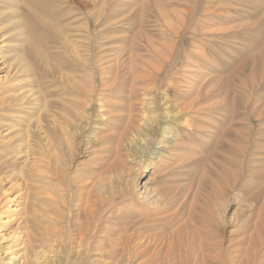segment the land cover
Returning <instances> with one entry per match:
<instances>
[{
    "label": "bare ground",
    "instance_id": "obj_1",
    "mask_svg": "<svg viewBox=\"0 0 264 264\" xmlns=\"http://www.w3.org/2000/svg\"><path fill=\"white\" fill-rule=\"evenodd\" d=\"M28 1L0 0V35L5 37L0 41L4 44L0 46V60L4 62L0 63H9L10 67L8 76L0 77V264H109L108 257L115 254L119 259L113 264H154L160 258L161 264H184L182 258L172 262L171 256L177 233L192 232L190 220L162 239L152 233V227L161 223L160 226L171 230L179 222L193 193H188L183 200L179 194L172 197V192L163 198L170 190L160 189L150 204H142L129 186L130 182L124 179L128 170L125 158L136 136L147 143L149 150L156 139L155 130L159 132L154 126L160 125L162 117L156 111L146 117L144 111L145 97L153 89L163 91L166 97L176 94L178 107L186 114L183 119L187 126L174 131L168 150L152 154L149 166L158 185L169 184L168 178L177 175L176 169L187 163L182 160L189 153L194 156L191 162L201 159L203 141L198 139L220 138L228 122L222 121L221 125L218 121L217 94L226 85L230 73L224 69L213 72L204 67L195 69L190 63L210 61L192 41V47L186 51L184 60L181 59L184 64L179 66L181 72L172 76L174 46L166 43L168 38L181 41L189 34L194 39L197 35L228 32L239 27L210 30L206 19L217 11L207 2V7L200 11L202 6L198 1L202 0H191L193 10L176 11L171 16L163 14L159 8L158 25L154 27H158L155 29L162 36L161 44L151 39L140 44L138 34H144L143 25L134 35L121 31L110 37L107 31L92 30L87 25L88 18L82 26H75L77 20L71 28L60 32L57 49L62 62L55 67L47 63L48 73L35 88L30 80L35 79V74L28 52L41 59L44 53L29 36L31 30L27 29L29 24L25 23L24 14L33 11V5ZM45 1L56 7L73 0ZM127 1L121 3L122 12L110 18L108 0L102 12H98L97 20L118 19L115 24L130 25L138 10L132 9L136 5L131 4V0ZM81 4L87 14L90 0H81ZM147 17L149 15L142 12V23ZM127 41L129 47H126ZM133 44L137 49H147V55L127 49ZM5 49L9 52H4ZM148 57L158 61H149ZM254 61L251 57L246 63ZM25 79L28 82L24 84ZM26 84L30 89L25 90ZM92 109L97 110L99 120L98 128L93 131L94 139L85 140L92 158L88 165L76 169L74 175L77 176H72L75 140L83 134L82 127L88 124ZM145 125L147 131H140ZM170 127L172 124L164 129L171 131ZM184 134L198 138L186 139ZM105 175L110 177L105 179ZM139 175L131 174L133 184ZM108 187L110 192L105 191ZM37 188L41 192L36 199L47 207L51 205L41 217V226L28 217L30 191ZM174 206L176 209L169 212ZM137 225L146 237L140 238L136 229L126 238L105 235L112 236L123 226L134 229ZM92 235H98L95 242L90 241ZM195 244L190 241L186 249L189 264H207L206 251ZM105 248L112 251L108 253ZM137 250L140 258L133 261L132 254ZM253 258L246 251L244 257L232 264H249Z\"/></svg>",
    "mask_w": 264,
    "mask_h": 264
},
{
    "label": "rangeland",
    "instance_id": "obj_2",
    "mask_svg": "<svg viewBox=\"0 0 264 264\" xmlns=\"http://www.w3.org/2000/svg\"><path fill=\"white\" fill-rule=\"evenodd\" d=\"M28 2L33 5V11H27L24 14L25 23L29 24L26 25L27 29L28 31L31 30L29 36L32 38L33 44L41 48V53H44L42 60L28 52V58L35 74L33 76L35 79L31 78L30 80L33 81L31 85L35 88L38 87L41 77L48 73L47 63L55 67L56 64L62 62L57 49L59 36L62 34L60 32L65 31L73 22L78 20L75 26H82L84 20L88 18L87 25L92 30L107 31L110 37L116 36L115 33L121 31L126 32L125 35H134L140 31L143 25L144 34H138L140 44L150 39L161 44L160 38L162 36L155 29L158 27H154V25H158L159 8L162 9L163 14L171 16L176 14V11L184 12L185 9L193 10L194 7V1L191 0H131V4L136 5L132 9L138 11L131 21L132 23L127 25L115 24L118 19H103L102 17L97 20L108 0H90L88 15L81 7L83 6L81 0L65 2V5L62 3L56 7H51L45 0H30ZM123 2L125 0H109V5H111L108 10V17L118 16L122 12L120 8H122L121 3L123 4ZM206 2L207 5L211 4L213 9L217 11L216 15L211 16L212 19L211 17L206 19L210 30L225 29L232 26L239 28L228 32L197 35L194 39L188 34L189 36H183L181 41H173L172 38H168L170 40L167 39L169 43L166 44L172 43L174 46L173 55L176 56L177 54L176 57L174 56V61L173 59L171 61L173 68L171 67L170 75L175 76L176 73L181 72L182 68L180 67L184 65L182 61L184 55L195 42L197 47L204 52V56L209 57L208 60L211 62L207 63L203 60V63L201 60H193L194 62L190 64L195 69L199 70V68L204 67L209 72L224 69L230 73L226 85L217 94L220 103L218 121L220 120L219 123L222 125V121L229 124L232 119L235 120L230 127L227 124L222 128L224 130L219 139L211 136L198 139V141H203L201 159L193 163L191 161L194 156L189 153L182 160L187 163L176 169L177 175L168 178L169 184L158 185L156 175L153 174V170L149 166L153 157L152 154L168 150V141L174 139V131L186 129L187 126L183 119L186 114L178 107L176 94L173 93L166 97L163 91L157 92L153 89L145 97L144 111L146 117L151 116L152 111H156V114L162 117L160 125L154 126L159 132L155 130L156 139L149 150L145 141L135 137L131 153L129 152L125 158L127 163L125 167L127 166L128 170L124 174V179L130 182L129 186L140 198L142 204H150L160 189L170 190L163 198L172 192V197L179 194L183 200L188 193H193H191L189 202L180 215L179 222H176L171 230H166V226H160L161 223L152 227V233L162 239L171 235L174 230H178L187 220H190L192 232L188 234L185 230H181L180 233H177L176 246L171 256L172 262L182 258L184 264H189L190 260L186 254V249H188V243L192 241L206 251L207 264H232V261L244 257L246 251L254 257L249 264H264V0H202L198 1L202 6L198 7L200 11L207 7ZM230 2L232 5L229 4ZM142 12H145V16L149 15L146 19L147 22L142 23ZM230 12L231 14H229ZM128 26L129 28H127ZM97 27L100 29L98 30ZM0 34L2 35V33ZM1 35L0 41L5 38ZM7 44L8 42L5 46ZM3 45L0 43V46ZM129 46L130 43L126 45V47ZM134 47L133 44L132 48L127 49H132V52L138 55H147V49ZM6 51L9 52L5 49L4 52ZM129 52L131 53V51ZM251 57H254L255 61L246 63ZM148 58L152 62L158 61L156 58ZM0 62L3 63L4 61L0 60ZM2 63H0V77L6 78L10 70L9 63ZM245 63V67L241 69L242 64ZM27 82L28 80L25 79L23 83ZM28 89L30 87L26 84L25 90ZM89 113L91 115L88 117V124H84L85 126L82 127L83 137L82 135L78 136L79 138L76 137L77 140H75L76 145L74 146L76 148L74 147V149L76 150H74L75 154L72 157V172L70 171L72 176H77L74 175L76 169L80 170L88 165L92 158L91 151L86 149L85 144L94 139L92 138L94 137L93 131L98 128L99 120L96 109L90 110ZM187 117L191 120L194 118ZM170 124H172L171 131L164 129ZM147 129L148 127L145 125L139 130L145 132ZM164 130L169 132L168 135L166 132V135L164 134ZM183 136L189 139V136L193 135L184 134ZM193 137V139L198 138L196 135ZM160 141L164 144L160 145ZM133 173L140 174L135 184L132 183L131 179ZM109 177V175L104 176L105 179ZM199 188L200 192L197 193ZM107 189L109 192L111 191L109 187L105 191ZM39 191L41 192V189L38 190V188L30 191L31 200L28 217L38 226H41V217L47 214L51 205L47 207L42 201L39 202L36 199L39 198L37 195ZM176 207H170L169 212L174 211ZM155 213L158 214L159 211ZM139 227L137 225L133 229L123 226L118 228L112 236L108 233L105 235L107 237L122 236L126 238L136 229L140 233V238L146 237V234ZM117 232L120 233L115 235ZM96 236L98 235H92L90 241L95 242ZM200 242L201 245L198 244ZM105 251L110 253L112 249L105 248ZM138 252L137 250L132 254L133 261L140 258ZM69 258L71 259V257ZM108 258V262L111 261L109 264H113L119 259L117 254ZM161 262L162 258L154 264H161Z\"/></svg>",
    "mask_w": 264,
    "mask_h": 264
}]
</instances>
